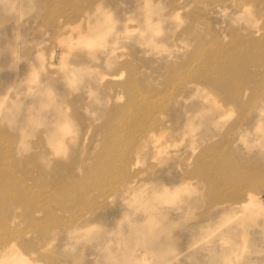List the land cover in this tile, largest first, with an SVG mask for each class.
Wrapping results in <instances>:
<instances>
[{
    "label": "rangeland",
    "instance_id": "374dc122",
    "mask_svg": "<svg viewBox=\"0 0 264 264\" xmlns=\"http://www.w3.org/2000/svg\"><path fill=\"white\" fill-rule=\"evenodd\" d=\"M97 1L0 0V248L13 239L31 264H264V210L223 211L264 201V0H101L102 41L58 38ZM235 64L249 84L214 89L207 77L229 85ZM163 184L180 187L157 199ZM150 217L157 238L132 236Z\"/></svg>",
    "mask_w": 264,
    "mask_h": 264
},
{
    "label": "bare ground",
    "instance_id": "6f19581e",
    "mask_svg": "<svg viewBox=\"0 0 264 264\" xmlns=\"http://www.w3.org/2000/svg\"><path fill=\"white\" fill-rule=\"evenodd\" d=\"M18 1V0H17ZM142 1V0H141ZM233 1V0H232ZM236 3H238L237 1L238 0H234ZM233 1V2H234ZM240 1V0H239ZM249 1H253V0H246L245 2H244V6H247L248 4H249ZM21 2V1H20ZM239 4V3H238ZM240 5V4H239ZM238 5V6H239ZM102 6H103V2L101 1V0H99V1H97V3H95V6L93 7V8H91V9H89V10H87L84 14L82 13V15H81V17L79 18V19H77V22L75 21V24H73V23H67V24H65V25H61V27L60 28H58V32H59V36H58V38H64V35L65 34H68V36L70 35V37H67V39H68V42H66L67 44H69V42H70V39H72L73 38V34H72V32H73V30H76V28L77 27H81V28H85V31H83V32H80V33H77V35L78 36H80L82 33H84V35L85 36H87V38H88V40H89V44L87 45L88 47H92L93 45H95V44H92V43H90V42H92V41H97V42H99V41H102L103 39H104V37H105V34H104V32H103V28H102V23L103 22H105L107 19H108V12L107 11H104V10H102L101 8H102ZM241 7V6H240ZM144 9V8H143ZM152 6H151V4L148 2V4L146 5V9H145V14H146V19L144 18V20L145 21H143L142 23H143V26H144V28H146V29H150V30H156V27H157V22L158 21H156V20H154V19H152V16H151V13H152ZM257 17V16H256ZM153 18H155V17H153ZM134 19V18H133ZM130 21H133V20H130ZM131 23V22H130ZM130 27H131V25H130ZM130 27H129V29H130ZM74 28V29H73ZM132 29V28H131ZM130 29V30H131ZM126 31H128L127 30V28H126ZM42 32V31H41ZM57 32V33H58ZM130 32V31H129ZM76 33V32H75ZM72 34V35H71ZM55 35V34H54ZM57 35V34H56ZM59 40V39H58ZM60 43L62 42V41H59ZM256 43V42H255ZM247 47V46H246ZM253 47V46H252ZM242 49V48H241ZM244 50H246V49H244ZM238 52V51H237ZM217 53V52H216ZM239 53V52H238ZM63 52H61L60 53V55L58 56L59 57V62H61L62 64H65V62L64 61H62L63 59H64V57H63ZM214 54V53H213ZM241 54V53H240ZM103 55H106V54H103ZM112 56H113V54H111ZM232 55V54H231ZM264 55V54H263ZM240 57V56H238V54L236 53V55L234 54V57ZM209 57H211L214 61H216L218 58H217V55L215 54V55H213L212 56V54H211V56H209ZM208 57V58H209ZM233 57V56H232ZM233 57V58H234ZM207 58V59H208ZM226 58H227V56H226ZM230 58V57H229ZM105 59V58H104ZM211 59V60H212ZM225 59V58H224ZM232 59V58H231ZM237 59V58H236ZM235 59V60H236ZM241 59H243V58H241ZM109 60H110V58H109ZM117 61V60H116ZM242 61H244V60H242ZM236 63V62H235ZM66 64H69V63H67L66 62ZM128 64V63H127ZM227 64V63H226ZM238 65L239 64H235V65H232V69H233V74H234V76H235V74H236V77L233 79V76L230 74V75H228V77H227V81H230L229 82V85H228V83H226V82H224V81H221V82H219L218 80H216V79H214L213 77H207L206 75H204V72H203V74H200L198 77H200V78H210V80H211V82L214 84V86H215V88L214 89H217V91L218 90H222V91H225L226 89H229L230 87L232 88V89H234V90H236L235 92L239 95V92L246 86V84L245 83H247V84H249L248 83V81H250L251 80V78H249L250 76L249 75H246V74H244V75H242L241 76V79L240 78H238L239 77V75L237 74V72H238ZM241 65V64H240ZM222 66L223 65H220V69L221 70H223L224 68H222ZM241 66H245V65H241ZM130 69H131V67H130ZM129 69V70H130ZM229 69V68H228ZM133 70V69H132ZM133 72V71H132ZM232 72V71H231ZM130 73V72H129ZM250 73H252V72H250ZM106 74H108V73H105L104 75H106ZM120 75V73H112L111 74V76H116V75ZM130 74H132V73H130ZM103 75V74H102ZM121 76V75H120ZM232 76V79H230V77ZM129 77H132V76H129ZM119 78H121V77H119ZM213 78V79H212ZM245 78H247V79H245ZM243 79H245V80H243ZM131 79H129V81H126L125 83H121L122 84V87H123V89L125 90V92L127 93V95L128 96H130V98H129V102H130V104H132V105H134V106H140L141 105V101H136V97L134 96V94H133V87H134V85H133V80H132V82L130 81ZM243 80V81H242ZM135 81V80H134ZM204 82V81H203ZM203 82H201V83H203ZM206 83V82H205ZM208 83V82H207ZM210 83V82H209ZM208 83V84H209ZM111 84V83H110ZM119 84V83H118ZM196 85V84H195ZM111 86V85H110ZM121 86V85H120ZM205 86H207L206 84H205ZM212 87H213V85H212ZM111 88H112V86H111ZM202 88H203V86H202ZM210 88V87H209ZM205 89V88H204ZM212 91H214V90H212ZM252 92V91H251ZM219 93H221V91L219 92ZM230 93V92H229ZM236 93H234V94H236ZM227 94V93H226ZM217 95V94H216ZM215 95V96H216ZM219 96V95H218ZM3 98L2 97H0V100H2ZM139 99H141V98H139ZM218 100H220V99H218ZM218 102V101H217ZM235 103V102H234ZM218 104V103H217ZM59 105V106H58ZM216 105V104H215ZM223 105V104H222ZM228 105V104H227ZM226 105V106H227ZM218 106V105H217ZM220 106V105H219ZM218 106V107H219ZM54 107H55V110L57 111V113L59 114V116L60 117H58V119H56V123H57V126L55 127V131L53 132V133H51V135L49 136V138H48V141L49 142H52V143H54L55 145H58V147H57V149L58 150H62V147L64 148L65 146L63 145V143H65V142H67V141H65L64 142V140H63V137L65 138L67 135V132H69L70 130H72V125H67V123L70 121V118H64V116H63V112L65 111V108H64V106L62 105V102H59V104H57V106H56V103H55V105H54ZM216 107V106H215ZM222 107H224V105L222 106ZM231 107V106H230ZM229 107V108H230ZM220 108V107H219ZM228 108V107H227ZM228 108V109H229ZM33 112V111H32ZM42 112V111H41ZM44 112V111H43ZM40 113V112H39ZM47 113V112H46ZM35 116V115H34ZM34 116H30V119L33 121L35 118L37 119V117H34ZM38 118H40V116H38ZM149 125V124H148ZM54 126V125H53ZM41 128V127H40ZM43 128V127H42ZM146 128V127H145ZM45 130V129H44ZM46 132H47V130H45ZM42 132L44 133V131L42 130L41 131V134H42ZM45 132V133H46ZM44 135V134H43ZM45 136V135H44ZM152 136H155V133L154 132H148L147 133V135H146V138H145V142L147 143L148 142V140H149V138L150 137H152ZM154 138V137H153ZM152 138V139H153ZM155 138H157V137H155ZM151 139V140H152ZM156 140V139H155ZM152 141H154V139L152 140ZM14 142H16V141H14ZM46 142H47V140H46ZM14 144V143H13ZM18 144V143H17ZM48 144V143H47ZM153 144V143H152ZM61 145V146H60ZM155 145H157V144H155ZM60 151H58V152H60ZM53 153H56V150H54V152ZM41 154V153H40ZM42 155V156H41ZM41 155H39V156H37L38 157V159H40L39 157H41V159H46V157H47V155L46 156H44L43 157V154H41ZM54 155V154H53ZM56 155H57V153H56ZM59 155V154H58ZM61 155V154H60ZM2 157V156H1ZM1 157H0V159H1ZM3 158V157H2ZM13 162V161H12ZM109 168H107L106 170H108ZM220 169V168H219ZM105 169H104V171H106ZM244 170H246V172H249V171H252V168H250V167H247V168H245ZM33 173H34V175H35V177H37V178H39L40 179V177H41V175L39 174V173H36V172H34L33 171ZM38 175V176H37ZM245 177H246V175H245ZM210 178V177H209ZM247 178V177H246ZM250 178V177H249ZM184 179H186V178H184ZM241 179H243V178H241ZM189 180V179H188ZM187 180V181H188ZM214 180V179H213ZM240 180V179H239ZM211 181H212V179H211ZM215 181V180H214ZM214 181H213V183H214ZM241 181V180H240ZM244 181V180H243ZM242 181V184L244 183ZM246 182V181H245ZM186 183V180L185 181H183V184H185ZM209 183H210V179H209ZM215 184V183H214ZM238 184H240V183H238ZM167 184H163L160 188L159 187H155L154 188V190L152 191V193H159L160 195L159 196H157V199H167V198H169L171 195H173V193L176 191V190H178L179 189V185H171V186H166ZM213 185V184H212ZM245 186L246 185H249V184H247V183H245L244 184ZM243 186V185H242ZM250 186V185H249ZM214 187V186H213ZM246 188V187H245ZM248 188V187H247ZM246 188V189H247ZM142 189V188H141ZM141 189L138 187V185H137V183H135V181L133 180V181H131L130 183H128L127 185H126V191H133L134 193L136 192V191H141ZM175 194V193H174ZM226 200V199H225ZM228 200V199H227ZM245 200V201H244ZM244 200H237V201H231V203L229 204V206L227 207V208H225L224 206L226 205H224L223 203H222V201L220 202V203H222L223 205V207L225 208V209H223V211H225V212H228L230 209L231 210H236V208H239V210H243L242 212H244V209H247V208H250V207H248V206H251V208L252 209H247V210H249V215H251V216H249V219L251 218V220H252V217H255V215L258 213V212H261V210H264V201H262L261 199H259V197L257 196V195H255V194H253V193H251V192H249L248 193V195H247V198H245ZM224 201V200H223ZM12 202H14V203H18L17 201H12ZM13 203H7V202H3L2 203V205H4L5 207H11V206H13L12 205ZM1 205V204H0ZM220 206V205H219ZM181 207V206H180ZM184 207V206H183ZM218 207V206H217ZM221 207V206H220ZM222 210V209H221ZM247 210L245 211L246 213H247ZM230 212V211H229ZM244 212V213H245ZM226 214H228V213H226ZM247 215V214H246ZM153 217H150L149 218V220H150V223H148L149 225H150V227L149 228H145L143 225H138V224H136V223H133V224H130V228H131V230H132V236L134 235H140V236H143V237H149V238H153V239H155V238H157V236L159 235V233H160V227L159 228H157L158 227V225H156L155 223L154 224H151L152 222V219ZM244 218H247V217H245L244 216ZM243 217L241 218V219H244ZM157 221V220H156ZM149 222V221H148ZM256 223V221H255V219L253 218V224H255ZM258 223V222H257ZM89 224V223H88ZM159 229V230H158ZM130 230V231H131ZM9 232V231H8ZM246 234V233H245ZM8 235V234H7ZM9 236V235H8ZM244 238L246 237V236H243ZM6 238H7V236L6 235H0V241H5L6 240ZM0 264H31V262L29 261V260H26L25 258H24V256H22L21 254H19L17 251H16V249L14 248V243H13V239L12 240H10V241H8V242H6V243H4V245L0 248Z\"/></svg>",
    "mask_w": 264,
    "mask_h": 264
}]
</instances>
